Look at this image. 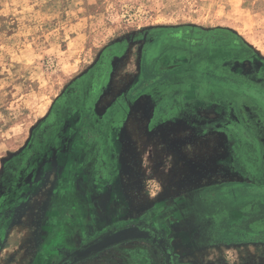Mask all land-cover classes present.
Listing matches in <instances>:
<instances>
[{
  "label": "rangeland",
  "instance_id": "374dc122",
  "mask_svg": "<svg viewBox=\"0 0 264 264\" xmlns=\"http://www.w3.org/2000/svg\"><path fill=\"white\" fill-rule=\"evenodd\" d=\"M264 264V0H0V264Z\"/></svg>",
  "mask_w": 264,
  "mask_h": 264
},
{
  "label": "water",
  "instance_id": "95a60500",
  "mask_svg": "<svg viewBox=\"0 0 264 264\" xmlns=\"http://www.w3.org/2000/svg\"><path fill=\"white\" fill-rule=\"evenodd\" d=\"M132 241H148L158 245L164 253L166 264H172L170 254L161 238L152 230L142 225L128 226L101 236L94 242L77 251L72 259L74 261L87 259L111 247Z\"/></svg>",
  "mask_w": 264,
  "mask_h": 264
},
{
  "label": "flooded vegetation",
  "instance_id": "af4514ba",
  "mask_svg": "<svg viewBox=\"0 0 264 264\" xmlns=\"http://www.w3.org/2000/svg\"><path fill=\"white\" fill-rule=\"evenodd\" d=\"M132 226V225H131ZM148 228V227H147ZM151 230V229H150ZM160 250H161V248L158 246V245H156ZM166 248H167V246H166ZM167 250H168V248H167ZM161 252L163 253V251L161 250ZM168 253L170 254V258H171V261H172V264H176V262L174 261V258H173V255L171 254V252L168 250ZM163 255H164V253H163Z\"/></svg>",
  "mask_w": 264,
  "mask_h": 264
}]
</instances>
